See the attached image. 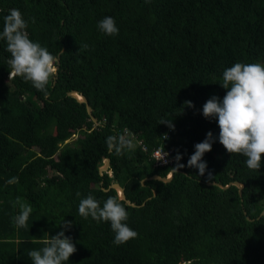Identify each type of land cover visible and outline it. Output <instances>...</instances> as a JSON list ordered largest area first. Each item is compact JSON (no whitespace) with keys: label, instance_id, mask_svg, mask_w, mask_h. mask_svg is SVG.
<instances>
[{"label":"trees","instance_id":"1","mask_svg":"<svg viewBox=\"0 0 264 264\" xmlns=\"http://www.w3.org/2000/svg\"><path fill=\"white\" fill-rule=\"evenodd\" d=\"M13 8L29 38L59 61L45 96L9 75L0 40V264H31L28 251L64 230L62 220L76 247L67 264H264V155L258 171L247 168L246 157L218 142L215 119L202 115L208 99H223L226 68L264 64V0H0V31ZM106 16L118 35L97 29ZM71 91L86 99L96 124ZM171 118L164 139L169 127L159 123ZM126 130L132 148L109 152L106 138ZM208 132L216 139L200 176L187 161ZM158 147L185 165L166 183L149 179L176 165L154 167L149 155ZM12 177L19 182L9 184ZM112 183L136 205L125 203L138 237L119 246L110 223L78 213L88 195L101 206L116 195ZM23 205L32 212L18 227Z\"/></svg>","mask_w":264,"mask_h":264},{"label":"clouds","instance_id":"2","mask_svg":"<svg viewBox=\"0 0 264 264\" xmlns=\"http://www.w3.org/2000/svg\"><path fill=\"white\" fill-rule=\"evenodd\" d=\"M32 22H35L34 18ZM27 27L28 23L18 9H10L3 17L0 40L6 42V50L10 53V59L7 61L9 75L21 77L47 96V86L56 76L59 57L51 54L39 42L31 40L26 31ZM97 29L107 36L119 33L116 21L111 16L100 20ZM88 48V44L79 45V51ZM220 86L226 90L223 99L215 96L208 99L202 107V115L206 119H215L219 128L218 142L225 151L229 154L243 155L246 157L247 168L258 171L261 157L264 155V64L237 62L223 71ZM184 106L192 107V104L186 101ZM159 124H165L170 130H174L172 118L161 119ZM133 136L130 131H127L126 136L119 134L108 136L106 145L109 152L120 155L125 148L131 149ZM215 139L212 133L208 132L202 142L194 145V154L187 161V167L197 169L200 176L205 174L207 168L202 157L211 151ZM167 156L168 153L163 148L162 158L165 163ZM181 158L180 154L176 155V165L171 168L173 173L185 167L179 163ZM18 182V177H12L8 181L9 184ZM76 195L79 197L80 193L77 192ZM31 212L29 205H23L19 214L13 218L16 225L25 227ZM78 213L84 218L91 217L97 222L110 223L114 233L113 243L117 246L138 237V233L126 223L129 214L119 193L109 195L102 206L99 200L88 195L80 199ZM59 226L64 230L55 236L40 240L44 245L42 248L28 251L31 264H67L70 256L76 252L71 238L65 236V230L71 227L70 223L62 220Z\"/></svg>","mask_w":264,"mask_h":264},{"label":"water","instance_id":"3","mask_svg":"<svg viewBox=\"0 0 264 264\" xmlns=\"http://www.w3.org/2000/svg\"><path fill=\"white\" fill-rule=\"evenodd\" d=\"M67 95H69V96L75 98L78 102H82V103H84V106H85V110H86L87 115L90 117V119H91V121H92L93 123H95V124L97 123V122H96V119L93 118V116L91 115V109H90V107H89V105H88L86 99H85L83 96H81V95H77L74 91L68 92ZM107 165H108V159L106 158V159L103 160V164H102V166L99 167V169H98L99 173L105 171L106 168H107ZM171 176H172V171L169 172V173H168V176H166V177H164V178L154 175V176H151L149 179H150V180H158V181H161V182L166 183V182H169V181H170ZM212 184H214V183H212ZM230 184H232V185H234V186L237 187V189H238V194L240 195L241 184L238 183V182H232V183H230ZM109 187L112 188V189H114V190L116 191V194L119 193L120 195H122V197H123L124 202L126 203V205H129V206H136V205H134L133 203H129V202H127V201L125 200L124 195H123V191H122V189L118 186V184H116V183H112ZM218 187H220V186L218 185ZM226 187H227V186H224L223 188H226ZM261 215H264V208H263L262 211L260 212L259 216H261Z\"/></svg>","mask_w":264,"mask_h":264},{"label":"built area","instance_id":"4","mask_svg":"<svg viewBox=\"0 0 264 264\" xmlns=\"http://www.w3.org/2000/svg\"><path fill=\"white\" fill-rule=\"evenodd\" d=\"M169 131H170V129H168L166 131V133H163V136L164 137L165 136L168 137ZM164 151L166 153H168V156L166 158L167 159V162L166 163L164 162V160L162 158L163 149L161 147H158V148L154 149L150 153L149 158L151 160H153L154 167H156V166H159V167L170 166L175 161V157L172 155L173 154V149L172 148L164 149Z\"/></svg>","mask_w":264,"mask_h":264},{"label":"rangeland","instance_id":"5","mask_svg":"<svg viewBox=\"0 0 264 264\" xmlns=\"http://www.w3.org/2000/svg\"><path fill=\"white\" fill-rule=\"evenodd\" d=\"M46 125H47V120H46V118H41V119H39V120L37 121V128H39V129H43V128H45ZM74 137H75V136H72V138H70L69 140H66L64 143L70 142L71 140L74 139ZM28 157L30 158V156H28ZM26 159H27V157H26ZM22 163H23V161H15V162H13V164H14L15 166H18V165H20V164H22ZM181 264H185V263H181Z\"/></svg>","mask_w":264,"mask_h":264}]
</instances>
